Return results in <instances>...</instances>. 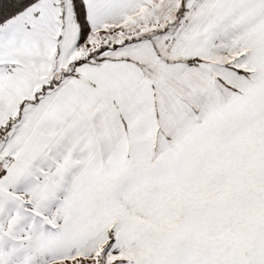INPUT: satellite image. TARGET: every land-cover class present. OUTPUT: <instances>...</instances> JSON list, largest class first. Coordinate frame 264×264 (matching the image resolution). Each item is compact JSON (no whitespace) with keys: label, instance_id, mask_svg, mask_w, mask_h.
I'll return each instance as SVG.
<instances>
[{"label":"snow or ice","instance_id":"snow-or-ice-1","mask_svg":"<svg viewBox=\"0 0 264 264\" xmlns=\"http://www.w3.org/2000/svg\"><path fill=\"white\" fill-rule=\"evenodd\" d=\"M0 264H264V0H0Z\"/></svg>","mask_w":264,"mask_h":264}]
</instances>
